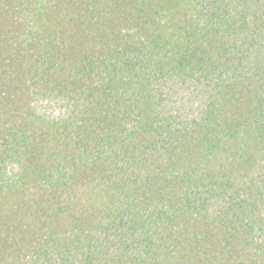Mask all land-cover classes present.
<instances>
[{
  "label": "trees",
  "instance_id": "1",
  "mask_svg": "<svg viewBox=\"0 0 264 264\" xmlns=\"http://www.w3.org/2000/svg\"><path fill=\"white\" fill-rule=\"evenodd\" d=\"M0 264H264V0H0Z\"/></svg>",
  "mask_w": 264,
  "mask_h": 264
}]
</instances>
